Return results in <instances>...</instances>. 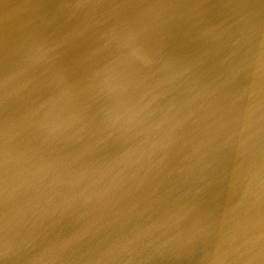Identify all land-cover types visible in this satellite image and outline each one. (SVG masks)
I'll return each instance as SVG.
<instances>
[{"label": "water", "instance_id": "water-1", "mask_svg": "<svg viewBox=\"0 0 264 264\" xmlns=\"http://www.w3.org/2000/svg\"><path fill=\"white\" fill-rule=\"evenodd\" d=\"M10 27L17 31L6 37ZM201 52L203 62L217 59L207 82L195 83L201 71L181 78L165 63H197ZM232 59L246 65L221 82L216 75L230 66L219 61ZM181 80L187 89H178ZM210 87L211 99L201 102ZM194 130L202 151L190 141ZM246 137V150L219 139ZM257 142L264 143V0L0 4V264H128L120 256L134 241L141 255L160 231L185 233L222 212L233 177L254 172L263 178L249 186L264 182ZM154 145L164 154L157 165ZM169 157L174 168L190 169L162 183ZM256 240V257L227 244L173 264H251L264 258V237ZM146 256L145 264L167 257L162 249Z\"/></svg>", "mask_w": 264, "mask_h": 264}, {"label": "bare ground", "instance_id": "bare-ground-1", "mask_svg": "<svg viewBox=\"0 0 264 264\" xmlns=\"http://www.w3.org/2000/svg\"><path fill=\"white\" fill-rule=\"evenodd\" d=\"M15 0H0L1 3H11ZM22 1V0H19ZM189 0H175V8H183L185 6V3ZM194 4V3H192ZM25 15L20 16L16 18L15 21L18 23L21 22L22 19H25ZM177 24H182L183 20H175ZM11 28V27H10ZM17 30L14 28H11L8 30L5 35L6 37H13V32H16ZM18 35V34H17ZM16 36V35H15ZM20 48V44H19ZM233 51V50H232ZM204 52H201V56H199V61L197 63L195 62H189L187 63V57L184 59H171L167 58L165 63H170L174 65L180 73V77L182 78V75H186L185 77L189 76L190 74L196 73L198 71L202 72V75L195 79V83H201V82H207L210 77L213 76V74H216L215 71L217 68H213V63L217 61V59L213 60L211 63V58L207 61L202 60ZM254 55L248 56L249 59H247V62L251 59L254 60ZM245 61L246 60L242 59ZM236 60H221L219 61L220 64H226L230 67H227L220 73L216 75V78L221 76L220 81H225V78L227 75H231L235 73L237 70H239L243 66V62ZM226 61V62H225ZM254 62V61H253ZM233 65V66H231ZM188 80H181L177 87L178 89H187L189 86ZM213 83H210V85ZM215 85H213L214 87ZM219 89L218 87H215ZM210 91L203 90L199 100L201 102H206L211 99L212 97V88L210 87ZM198 132L196 130L191 132L190 141L195 145V148L202 151L205 149V141L199 140L197 138ZM174 137L173 144L178 146L181 142V137L176 134H172ZM220 141L227 145V146H238L246 150L249 147L248 137L245 138V140L239 141V142H232V141ZM146 144L148 142L144 141ZM256 148L261 150V152H264V143L257 142L255 143ZM152 145L150 143L147 144V148H150ZM162 146L161 145H154V147L149 150L151 151L150 154V161L154 163V165H157L162 157L164 156L163 153H161ZM175 149V148H174ZM173 149V150H174ZM193 151V149H192ZM177 154H183L182 149L178 148ZM173 160L172 157H169L168 164L169 167H161L160 172L158 173V178L162 183L163 179L167 180V183L172 182L171 174L174 173H181V176L184 177L188 171V166H176L177 168H174L175 166L170 165V161ZM262 160L264 161V154L262 155ZM247 162V161H246ZM245 175L246 178L244 181L237 184V180ZM263 177L258 175L254 172L244 173L238 177H233L235 181V185L233 187V192L231 194L232 202L231 204H227V207H222V212L217 213L215 216L211 218H200L199 220L195 221L190 230L185 233H177V232H165L160 231L156 238L152 239L148 243H152L150 247L146 249V252L143 253L144 255H150L153 254L154 251L161 252V249L163 250L164 254L167 256L165 257V263L164 264H173L176 263L179 259H181L183 256L187 254L191 255H198L199 253H209L213 252L217 249L218 246H227V244L231 247V252H236L237 254L239 251H242L243 254H251L250 256H257L258 255V249L256 244V239H260L264 237V182H261L260 184L252 187L254 184V180H261ZM249 185H252L251 187ZM246 188H245V187ZM159 220V219H158ZM153 228H158V224L155 223L153 225ZM247 230L245 231V229ZM246 234H245V233ZM240 233V234H239ZM239 234V236H238ZM243 234H245L243 236ZM238 236V237H237ZM185 237L187 239L182 240ZM53 237L50 236L48 239H52ZM245 239L248 241V249L244 252V249L247 247L245 245ZM135 243V244H134ZM134 243L131 245V247L128 249L127 254H122L120 256V259L123 261L128 262V264H145L146 258H140L143 254H139L142 250V247L137 243V241H134ZM147 243V244H148ZM254 244V245H253ZM251 245V246H250ZM225 261H228V263L231 262V256L227 258ZM230 264H235V262H231ZM251 264H264V258L259 257L255 258L251 261Z\"/></svg>", "mask_w": 264, "mask_h": 264}]
</instances>
